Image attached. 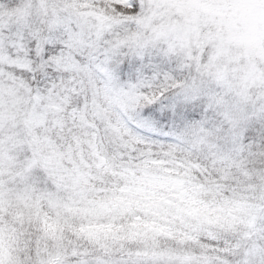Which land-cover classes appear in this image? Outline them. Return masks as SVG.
I'll return each mask as SVG.
<instances>
[{
    "label": "snow or ice",
    "instance_id": "6c2138e0",
    "mask_svg": "<svg viewBox=\"0 0 264 264\" xmlns=\"http://www.w3.org/2000/svg\"><path fill=\"white\" fill-rule=\"evenodd\" d=\"M0 264H264V0H0Z\"/></svg>",
    "mask_w": 264,
    "mask_h": 264
}]
</instances>
